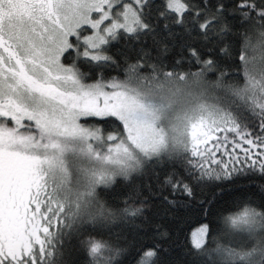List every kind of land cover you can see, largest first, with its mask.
<instances>
[{
    "label": "snow or ice",
    "instance_id": "6c2138e0",
    "mask_svg": "<svg viewBox=\"0 0 264 264\" xmlns=\"http://www.w3.org/2000/svg\"><path fill=\"white\" fill-rule=\"evenodd\" d=\"M0 264H264V0H0Z\"/></svg>",
    "mask_w": 264,
    "mask_h": 264
},
{
    "label": "trees",
    "instance_id": "16d2710c",
    "mask_svg": "<svg viewBox=\"0 0 264 264\" xmlns=\"http://www.w3.org/2000/svg\"><path fill=\"white\" fill-rule=\"evenodd\" d=\"M199 225L196 223L195 219H193L189 225L190 230L191 229H195L196 227H198Z\"/></svg>",
    "mask_w": 264,
    "mask_h": 264
}]
</instances>
